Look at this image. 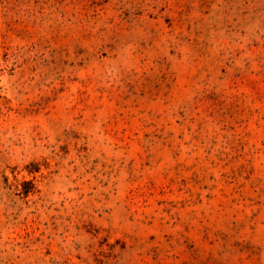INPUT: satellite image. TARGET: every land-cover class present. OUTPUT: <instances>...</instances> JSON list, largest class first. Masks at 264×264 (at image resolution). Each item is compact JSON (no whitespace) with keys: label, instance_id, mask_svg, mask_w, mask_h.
Here are the masks:
<instances>
[{"label":"rangeland","instance_id":"374dc122","mask_svg":"<svg viewBox=\"0 0 264 264\" xmlns=\"http://www.w3.org/2000/svg\"><path fill=\"white\" fill-rule=\"evenodd\" d=\"M0 264H264V0H0Z\"/></svg>","mask_w":264,"mask_h":264}]
</instances>
